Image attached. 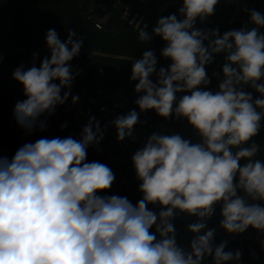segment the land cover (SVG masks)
I'll use <instances>...</instances> for the list:
<instances>
[{
    "label": "clouds",
    "instance_id": "9594fccd",
    "mask_svg": "<svg viewBox=\"0 0 264 264\" xmlns=\"http://www.w3.org/2000/svg\"><path fill=\"white\" fill-rule=\"evenodd\" d=\"M218 2L183 0L179 18H158L152 35L165 42L160 55L170 64L158 69L148 50L131 68L140 112L185 119L199 142L179 133L151 134L131 158L142 194L135 204L127 196L101 195L111 189L115 174L104 163L87 161L89 147L103 139L95 117L79 139L41 137L23 144L11 159L0 156V264H203L207 257L212 264H238L241 252L226 251L227 241L216 245L215 230L207 227L217 204L227 233L251 227L264 234V161L256 158L260 146L249 144L264 119V13L246 10L254 26L223 34L196 27ZM151 38L140 30L141 41ZM45 44L49 55L39 66L34 53L30 67L21 64L12 73L26 97L16 102L13 117L27 134L47 130V116L65 104L80 75L70 63L83 45L74 30L61 40L49 29ZM216 54L225 62L213 92L207 90L205 66ZM78 101L73 95L72 103ZM138 119L132 110L111 121L117 139L132 137ZM177 210L198 218L188 226L194 234L190 251L177 244L172 223Z\"/></svg>",
    "mask_w": 264,
    "mask_h": 264
},
{
    "label": "trees",
    "instance_id": "16d2710c",
    "mask_svg": "<svg viewBox=\"0 0 264 264\" xmlns=\"http://www.w3.org/2000/svg\"><path fill=\"white\" fill-rule=\"evenodd\" d=\"M182 3L183 0H0V145L7 151V157L11 159L23 144L41 137L79 139L90 117L101 124L107 97L115 88L135 94L137 82L130 80L132 63L142 57L144 51H154L158 69L167 67L171 61L160 55L165 42L152 35V29L162 16L177 14L179 18ZM250 9L264 13V0H219L214 14L203 22L197 20L196 27L218 28L221 34L245 26L250 28L254 26L246 11ZM49 29H55L61 40L67 39L69 30H74L76 38L83 40L79 55L70 62L80 75L72 82L71 95L65 104L57 106L55 113L47 116V130L27 134L13 117L16 102L26 97L23 86L12 78V73L21 64L25 69L30 67L34 53L38 54L37 66L49 55L45 44ZM141 29L152 36L151 40L139 39ZM260 31L264 33V28ZM224 62V55L216 54L214 62L205 66L211 80L207 90H218L223 80ZM155 79L153 76L154 82ZM244 90L251 92L254 98L259 96L249 86H244ZM184 94L187 93L177 95ZM73 95L79 96L76 104L72 103ZM134 103L135 99L131 104ZM151 116L154 133H179L192 142H199L198 135L185 119H166L155 110H151ZM65 123L67 127L62 129ZM261 123L259 134L249 144L255 142L260 146L256 158L264 161V119ZM93 158L90 146L87 161Z\"/></svg>",
    "mask_w": 264,
    "mask_h": 264
},
{
    "label": "built area",
    "instance_id": "2783aa9c",
    "mask_svg": "<svg viewBox=\"0 0 264 264\" xmlns=\"http://www.w3.org/2000/svg\"><path fill=\"white\" fill-rule=\"evenodd\" d=\"M138 93H129L121 87L115 88L107 97V107L103 122L100 124L103 132V139L99 145L92 146L94 158L91 161H99L108 165L115 174V181L108 192L101 195H121L127 196L135 204L142 196L138 191L139 181L136 178L132 163V156L136 150L143 147L148 137L154 133L152 125L151 110L140 112L138 106L131 104L133 99L139 98ZM136 110L139 113L138 123L133 128L132 137H126L123 141L117 139L116 129L112 125L113 121L119 115H126L128 112ZM107 126V127H105ZM90 161V162H91ZM243 193L241 192L240 195ZM152 208V205H149ZM215 212L211 218L206 219L207 227L215 230L214 243L218 245L222 241H227L226 251L233 252L239 250L241 258L238 264H264V247L261 242L264 241V234L249 227L244 233L229 234L221 227V205L215 206ZM159 211V206H156ZM197 217L189 216L187 213L177 215L172 223L176 229L177 244L190 251V241L194 234L188 231V226L197 221ZM155 231V228L151 229ZM159 238V237H157ZM203 264H212V258L207 257ZM236 264V262H228Z\"/></svg>",
    "mask_w": 264,
    "mask_h": 264
},
{
    "label": "rangeland",
    "instance_id": "374dc122",
    "mask_svg": "<svg viewBox=\"0 0 264 264\" xmlns=\"http://www.w3.org/2000/svg\"><path fill=\"white\" fill-rule=\"evenodd\" d=\"M4 147L2 145H0V156H7L8 153L5 149H3Z\"/></svg>",
    "mask_w": 264,
    "mask_h": 264
}]
</instances>
